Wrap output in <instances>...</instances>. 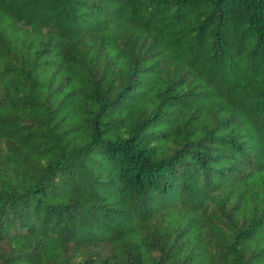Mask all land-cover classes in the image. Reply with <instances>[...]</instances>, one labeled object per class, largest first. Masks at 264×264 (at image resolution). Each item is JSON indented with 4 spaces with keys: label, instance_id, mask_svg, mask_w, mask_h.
<instances>
[{
    "label": "trees",
    "instance_id": "trees-1",
    "mask_svg": "<svg viewBox=\"0 0 264 264\" xmlns=\"http://www.w3.org/2000/svg\"><path fill=\"white\" fill-rule=\"evenodd\" d=\"M263 46L264 0H0V264H255Z\"/></svg>",
    "mask_w": 264,
    "mask_h": 264
},
{
    "label": "rangeland",
    "instance_id": "rangeland-1",
    "mask_svg": "<svg viewBox=\"0 0 264 264\" xmlns=\"http://www.w3.org/2000/svg\"><path fill=\"white\" fill-rule=\"evenodd\" d=\"M245 28L246 27L243 26L241 29V32H244ZM249 34H251V36L253 38L255 37V35L253 33L249 32ZM253 45L254 44H252V43H251V45L248 44V47H246L244 49L245 55H248L251 52ZM248 60H250V63L251 62L255 63V65H256V63H258L257 64L258 65L257 73H258V75H262V77H264V46L260 51L257 52L256 55H254V57L252 59L249 58ZM251 74L255 75L254 72ZM259 239H260L261 244H260V247H258V249H257V257L255 259V264H264V230L258 231L257 238L255 241L257 242Z\"/></svg>",
    "mask_w": 264,
    "mask_h": 264
}]
</instances>
